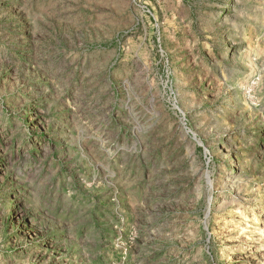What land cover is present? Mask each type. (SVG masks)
I'll return each instance as SVG.
<instances>
[{
  "label": "rangeland",
  "instance_id": "1",
  "mask_svg": "<svg viewBox=\"0 0 264 264\" xmlns=\"http://www.w3.org/2000/svg\"><path fill=\"white\" fill-rule=\"evenodd\" d=\"M0 264H264V0H0Z\"/></svg>",
  "mask_w": 264,
  "mask_h": 264
}]
</instances>
